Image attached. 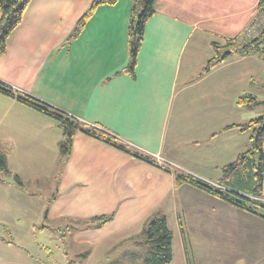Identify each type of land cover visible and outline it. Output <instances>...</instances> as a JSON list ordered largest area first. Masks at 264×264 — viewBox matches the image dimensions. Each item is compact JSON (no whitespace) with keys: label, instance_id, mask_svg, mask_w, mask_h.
I'll return each instance as SVG.
<instances>
[{"label":"crops","instance_id":"1","mask_svg":"<svg viewBox=\"0 0 264 264\" xmlns=\"http://www.w3.org/2000/svg\"><path fill=\"white\" fill-rule=\"evenodd\" d=\"M94 1L31 0L0 55V81L172 166L84 132L63 154L65 134L53 118L0 93V148L11 172L0 173V226L9 223L8 198L40 199L44 220L25 223L54 224L64 240L91 248L83 254L88 261L105 243L146 244L149 219L162 214L173 232L170 264H224L232 253L264 264V219L176 178L184 172L218 184L224 168L251 147V131L242 126L263 116L264 107L237 101L245 94L264 100L257 70L264 53H234L226 44L251 24L260 0H156L133 74V0L98 6L71 39ZM214 44L226 56L206 72ZM190 90L200 108L185 123ZM103 216L111 220L100 224Z\"/></svg>","mask_w":264,"mask_h":264},{"label":"trees","instance_id":"2","mask_svg":"<svg viewBox=\"0 0 264 264\" xmlns=\"http://www.w3.org/2000/svg\"><path fill=\"white\" fill-rule=\"evenodd\" d=\"M119 0H95L91 8L81 18L77 29L71 39L79 36L85 27L87 20L94 10L104 4H116ZM31 0H0V55L7 51V41L16 28L22 23L23 17ZM129 25V65L128 70L133 74L138 61L139 49L142 45L148 20L156 13V0H133ZM227 47L234 53L254 52L264 53V28L259 30L255 38L241 39L240 35L229 40ZM215 56L209 60L204 71L216 67L223 59L214 44ZM226 54H224L225 58ZM0 93L12 97L20 103L53 118L65 134L60 144L61 152L67 154L72 146L73 137L77 132H84L105 141L115 147L130 153L131 155L157 164L156 160L146 154L135 151L126 144L117 140L111 134L97 126L83 123L79 119L70 116L32 96L16 91L11 86L0 81ZM237 103L241 106L252 108L262 104L255 95L245 94L238 98ZM251 131V147L247 153L224 168L225 176L218 184H212L191 174L176 172V178L180 183H188L212 196L226 201L227 203L264 219V115L255 118L243 125ZM0 173L11 174L8 166L7 151L0 148ZM14 180L22 185L19 176ZM100 224L111 220V216L97 218ZM146 244L149 247L147 264H170L173 261V232L168 226L167 217L162 214L152 216L145 230Z\"/></svg>","mask_w":264,"mask_h":264},{"label":"rangeland","instance_id":"3","mask_svg":"<svg viewBox=\"0 0 264 264\" xmlns=\"http://www.w3.org/2000/svg\"><path fill=\"white\" fill-rule=\"evenodd\" d=\"M258 69L264 79V66L261 65L257 67ZM204 85L201 84L199 88L204 89ZM191 92L192 90L189 91L186 105L183 106V117L181 114V120L185 123L190 121L192 109L200 108L198 99L197 102H193L196 96ZM259 99H262V96H259ZM42 205L40 199L29 196L22 199L19 196L8 198L5 216L9 223L0 226V264H146L144 256L149 249L146 244H138L142 243L141 240L137 243L118 242L110 248L105 243L98 247L93 257L85 261L83 254L91 248L73 243L70 238L64 240L61 237L64 231L54 230V224L43 227L42 222L36 226L25 223L32 217L44 220ZM236 250L240 251L239 248ZM137 254L142 257H136ZM230 256L231 260L229 258L224 264H248L241 254L232 253Z\"/></svg>","mask_w":264,"mask_h":264},{"label":"built area","instance_id":"4","mask_svg":"<svg viewBox=\"0 0 264 264\" xmlns=\"http://www.w3.org/2000/svg\"><path fill=\"white\" fill-rule=\"evenodd\" d=\"M262 28H264V0H260V3L257 8L256 17L251 22V24L244 30V32L240 35V38L241 39L255 38L258 35L259 30ZM154 159L156 160L157 163H160L162 165L172 166L169 161L163 159L159 155L154 156Z\"/></svg>","mask_w":264,"mask_h":264},{"label":"water","instance_id":"5","mask_svg":"<svg viewBox=\"0 0 264 264\" xmlns=\"http://www.w3.org/2000/svg\"><path fill=\"white\" fill-rule=\"evenodd\" d=\"M223 58H224V55L221 56V59H223Z\"/></svg>","mask_w":264,"mask_h":264}]
</instances>
